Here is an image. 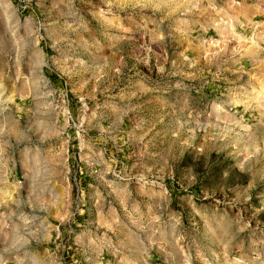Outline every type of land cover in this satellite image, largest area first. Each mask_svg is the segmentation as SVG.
I'll list each match as a JSON object with an SVG mask.
<instances>
[{"label":"rangeland","instance_id":"obj_1","mask_svg":"<svg viewBox=\"0 0 264 264\" xmlns=\"http://www.w3.org/2000/svg\"><path fill=\"white\" fill-rule=\"evenodd\" d=\"M0 264H264V0H0Z\"/></svg>","mask_w":264,"mask_h":264}]
</instances>
